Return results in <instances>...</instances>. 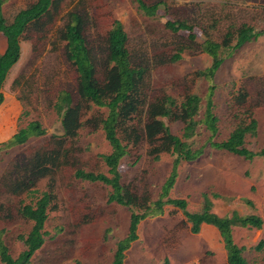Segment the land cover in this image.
Wrapping results in <instances>:
<instances>
[{
    "label": "rangeland",
    "instance_id": "obj_1",
    "mask_svg": "<svg viewBox=\"0 0 264 264\" xmlns=\"http://www.w3.org/2000/svg\"><path fill=\"white\" fill-rule=\"evenodd\" d=\"M144 1L160 3L156 15L141 12L133 0H61L56 11L54 6L50 14L31 23L22 34L21 57L3 88L0 148L31 121H39L46 134L0 150V232L13 256L24 249L19 236L27 235L33 226L20 211L23 204L34 201L32 189L56 192L58 208L50 213L46 242L30 264H111L116 244L129 227L131 209L108 201L110 187L75 177V164L85 170L107 172L99 156L111 151L104 131L84 125L71 138L76 130V122H71L70 136L63 138V121L56 108L60 91L72 94L73 106L82 104L78 73L66 55L65 29L72 12L82 17L81 30L98 76L105 73L108 31L114 20L120 19L129 35L135 63L147 67L144 82L149 87V100L171 94L179 104L189 93H197L204 100L203 113L205 97L215 84L214 113L219 118L216 139L222 140L242 116L231 107L232 97L242 91L259 122L257 136L248 137L247 145L254 150L264 146V0ZM35 2L6 0L3 10L8 22L17 11ZM168 20L191 24L198 43L211 37L224 44L228 32L236 35L244 25L261 33L227 57L214 81L209 82L197 71L209 66L211 57L199 45L188 46L189 31L174 33L166 28ZM5 46L0 33V52ZM184 46L188 47L182 50ZM181 50V58L172 60ZM83 106L79 120L91 116V110ZM177 113H181L180 107ZM164 120L173 133L182 134L183 121ZM142 131L146 133L144 126ZM209 135L202 128L195 146L205 145ZM66 147L73 150L72 162L58 166L60 151ZM151 147L144 139L123 158L120 170L123 181L156 200L172 170L173 157L162 153L156 158L149 152ZM206 194L213 203L212 211L220 216L237 211L264 219V157L249 160L207 146L198 159L182 162L169 197L185 198L188 210L197 212L203 209ZM191 227L181 209L166 205L163 214L140 222L139 237L126 251L124 264H165L167 258L169 264H228L225 250L217 249L223 245L221 235L216 231L219 240L212 247L204 237L212 234L208 230L211 227L205 234L204 228L194 233ZM233 233L235 242L246 248L247 260L264 264V248H255L264 239V225L261 229L234 227Z\"/></svg>",
    "mask_w": 264,
    "mask_h": 264
},
{
    "label": "trees",
    "instance_id": "obj_2",
    "mask_svg": "<svg viewBox=\"0 0 264 264\" xmlns=\"http://www.w3.org/2000/svg\"><path fill=\"white\" fill-rule=\"evenodd\" d=\"M138 9L148 16L157 14L160 3L147 4L144 0H133ZM6 0H0V33L5 37L6 46L0 52V106L5 101L4 85L11 68L21 57L20 39L26 28L43 16L57 10V3L61 0H36L29 7L22 8L15 14L12 21L8 22L3 5ZM82 17L79 12H72L70 21L65 29L67 41V59L74 65L78 73L79 90L82 96V104L73 106L72 94L62 90L58 95L56 108L62 117L65 133L63 138L69 137L71 122H76V130L71 138H74L79 129L84 125L92 130L102 129L105 137L111 145V151L100 154V158L107 167V172L85 170L76 165L75 177L89 182H98L110 187L108 201L131 209L130 222L126 236L116 244L111 264H124L126 251L139 237L138 227L142 220L149 216L161 215L166 205H172L181 209L187 219L192 223V231L198 233L203 223L216 226L222 235L228 252L229 264H251L244 256L245 247L240 246L234 239V227H253L261 229L264 219L255 214L240 215L237 211L220 216L212 211L213 203L205 195L203 209L197 212L188 210V201L185 198L169 197L174 187L179 166L184 161H194L202 156L205 148L210 146L218 150L239 155L246 159L264 157V146L254 150L247 145L248 137L257 136L259 122L252 113V107L246 93L239 92L232 97L231 107L236 112L241 111V117L228 138L217 140L219 132V118L214 113V89L215 84L209 88L206 95L205 109L203 110V98L197 93L189 95L177 104L176 97L165 94L149 100L148 85L144 82L147 67L135 63L130 48L129 35L120 19H115L107 34V55L105 57L104 77L97 75V67L92 51L85 35L81 30ZM166 28L174 33L180 30L189 31V41L192 45H199L202 51L211 57V63L204 69L197 71V75L209 82H213L217 72L236 50L245 43L260 35L261 31H255L245 25L238 29L236 35L228 32L226 43L222 44L211 37H207L202 43H198L193 26L178 20H168ZM188 46L182 47V50ZM176 53L172 60L181 58V52ZM91 110L89 118L79 120L81 109L84 105ZM180 107L181 113H177ZM64 109V111H63ZM144 115L143 118L141 115ZM234 115H238L234 114ZM183 121L184 127L181 135L172 132L170 126L164 120ZM148 122V123H147ZM143 126L146 133L143 134ZM209 132L207 143L195 146V139L201 129ZM46 134V129L39 121H31L27 126L14 133L2 145L1 149L26 143L33 136ZM147 139L152 146L150 153L159 158L162 153H169L172 157V170L162 186L158 199L152 200L149 196L139 191L137 186L123 181L120 166L124 157L128 156L132 149ZM63 145V144H62ZM57 161L58 166L72 162L73 150L62 148ZM75 163V162H74ZM30 194L34 196L32 203L21 206L23 216L33 222L32 229L27 235H20L19 239L24 244V249L13 256L10 248L4 240L3 232H0V261L3 264H30L34 255L46 242L48 231L46 223L50 213L58 208V196L54 191L32 189ZM257 248H264L262 239ZM169 264V258L165 260Z\"/></svg>",
    "mask_w": 264,
    "mask_h": 264
},
{
    "label": "crops",
    "instance_id": "obj_3",
    "mask_svg": "<svg viewBox=\"0 0 264 264\" xmlns=\"http://www.w3.org/2000/svg\"><path fill=\"white\" fill-rule=\"evenodd\" d=\"M207 227H211V228L208 229V230L212 231V234H211L210 236H208V235H204V237H205L206 241L208 242V244H209L210 246L214 247L215 244H216L215 242L219 240V236L217 235L216 231L219 233V235H221L220 230H219L216 226H214L213 224L203 223L202 226H201V229L204 228V229H203V230H204V234H205V231H207V229H206ZM244 228H247V227H244ZM205 229H206V230H205ZM215 234H216V238L213 237V235H215ZM206 236H207V237H206ZM221 237H222V235H221ZM222 239H223V238H222ZM257 245H258V244H257ZM257 245L255 246L256 249H258V248H257ZM219 248H220V249H219ZM219 248H217V249L220 250V251H221V249H222L223 251L225 250V252H226V256H228V252H227V249H226V246H225V242H224V240H223V245H220ZM258 250H259V249H258ZM227 262H228V260H227ZM228 264H229V263H228Z\"/></svg>",
    "mask_w": 264,
    "mask_h": 264
},
{
    "label": "water",
    "instance_id": "obj_4",
    "mask_svg": "<svg viewBox=\"0 0 264 264\" xmlns=\"http://www.w3.org/2000/svg\"><path fill=\"white\" fill-rule=\"evenodd\" d=\"M62 122V121H61ZM61 127L63 129V134L65 133V129H64V126H63V123H61Z\"/></svg>",
    "mask_w": 264,
    "mask_h": 264
}]
</instances>
